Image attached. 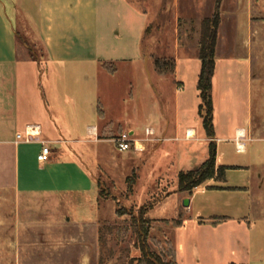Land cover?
I'll use <instances>...</instances> for the list:
<instances>
[{"label": "crops", "instance_id": "crops-1", "mask_svg": "<svg viewBox=\"0 0 264 264\" xmlns=\"http://www.w3.org/2000/svg\"><path fill=\"white\" fill-rule=\"evenodd\" d=\"M262 4L0 0V187L10 183L16 198L10 215L22 218L28 196H67L72 209L96 194L98 206L100 180L93 163L103 173L101 160L94 157L103 147L105 154L125 158L121 172L133 189L134 203L144 205L159 197L147 215L154 224L172 225L178 264H264V63L258 61L264 38ZM217 10L210 136L205 111L200 113L199 38L201 21ZM167 43H172L169 53L163 48ZM21 45L28 56H21ZM156 59L173 60V69L161 71ZM43 70L45 90L38 82ZM136 90L145 100H139ZM74 125L87 135L83 144H91L95 154L85 145L81 151L72 145L80 141ZM124 132L134 143L120 151L115 140ZM19 134L33 139H18ZM43 143L50 146L51 156L41 163ZM211 145L218 166L234 167L227 170L226 181L210 180L192 194L180 191V172L199 169L209 159ZM227 146L245 155L242 163L225 162L230 159L223 152ZM160 150L161 160L143 176L141 163L145 166ZM234 172L244 176L230 184L227 177ZM136 186L148 190L138 195ZM165 187L172 190L158 194ZM172 196L177 198L176 215L171 220L153 217L151 212ZM97 214L74 215L75 221L69 217L63 226L71 231L65 237L72 240L76 224H81L99 239L100 225L107 220ZM178 219L182 224L175 227ZM10 232L19 242L4 246V251H16L20 260L26 248L21 242L24 231L19 225ZM88 262L98 264L94 256Z\"/></svg>", "mask_w": 264, "mask_h": 264}, {"label": "rangeland", "instance_id": "rangeland-1", "mask_svg": "<svg viewBox=\"0 0 264 264\" xmlns=\"http://www.w3.org/2000/svg\"><path fill=\"white\" fill-rule=\"evenodd\" d=\"M219 1L221 3V0ZM259 2L264 5V0H259ZM165 16L166 15H163L162 17ZM21 30L22 29H20V31ZM148 39L149 38L145 40L146 47L149 45L147 44ZM262 40L263 49L261 50V59L258 61L264 63V38H262ZM24 48L25 47L21 45V56H28L27 52H24ZM163 48L169 53L172 50V43L163 45ZM259 62L256 61V64ZM38 77L40 86L45 90V71L43 70ZM142 77L144 80V74ZM41 79H43V81ZM71 83L73 84L74 80H71ZM258 88L261 89L260 87ZM259 89L256 88L255 96V106L257 111L259 110V106H257L260 97L257 91ZM136 91L135 92L139 94V100H145V97L140 94V91ZM262 102L264 106V97L262 98ZM261 111L264 114V108L261 109ZM74 126L76 129L74 136L80 141L73 143L72 145L80 148V151L82 150V145H85V150L91 148L94 152L95 150L92 148L91 144H83L84 142H87V135L84 134L81 129L78 131L79 125ZM105 151L106 150L103 147H98L96 156H94L99 162L101 160L103 173L99 172L97 169L98 166L93 163L94 169H96V177L100 180L101 195L98 199L100 201L98 206L96 204V194H93L88 201L85 200L82 203L74 205L72 209H70L68 204L71 198H68L67 196H55V198H49L46 196H28L25 201V208L23 207L26 212L24 211V213H22V218L18 220L14 214L10 215V211L15 208L14 203L17 202L10 183L5 184L4 188L0 187V264H89L88 260L93 256L96 257V261H98L99 264L100 253L98 251L99 239L97 238V234H94L95 232L93 233L92 228L89 226L76 224L74 232H72L74 233V236L72 240H68L65 237V233L71 231V228L63 226L64 223L69 220L68 218L74 215L80 217L82 214H87L89 212H95V216H97V212H100L103 219L107 220L106 223L108 225L125 227L131 224V218L128 215L118 218L116 215L117 210L125 209L131 211L134 209L135 211H138L140 206H148L150 208L152 205L156 204L159 197L156 199L154 198L153 200L151 199V201L146 202L144 205H141L136 201L135 203L133 202L134 198L130 197V191L133 189L127 187V184H125L123 180L124 176H122L121 172L122 166L125 163V158L121 154H105ZM99 152L103 153V155H101L102 157L99 155ZM223 152L230 156V159L225 162H230L231 160L236 164L242 163L245 157L244 154H237L235 149L230 146L224 147ZM162 154L163 153L160 150L145 162V166L143 165L144 163H141L143 169L141 174L143 176L150 173V166L157 164L161 160L163 156ZM130 165L128 164L127 166ZM145 171L146 173H144ZM243 176L244 174L240 172H234V174H229L227 179L231 184L233 181H242ZM143 182L144 180L142 179L140 184H143ZM140 187L141 186H136L135 188L138 195H141L145 190H148ZM159 190L162 192L159 191L158 194L165 196L167 194L165 191L172 190V187H165ZM138 195H136V200L140 201L141 197ZM176 199V196H172L161 202L162 204L158 205L151 212V215L153 217H164L171 220V218L176 215ZM75 200L78 201V199ZM57 209L59 211L58 214H56ZM19 225H21L22 230L24 231V235L21 237V242L23 243L22 246L25 245L26 247L25 250L22 248L20 260L17 259L18 253L16 251H4V246L19 242V238H17L18 236L16 237L13 232H10L12 229L18 228ZM58 225L61 226L59 227ZM152 226L153 228L147 238V248L157 255L164 254L163 258L165 260H170L169 254H171L172 251V244L167 243V241L169 240L171 243H174V231L172 225L152 223ZM257 236L258 234L254 233V239L257 240ZM107 240L108 258L104 264H128L131 259H139L142 256L141 244H143V242L137 239L133 231H129L125 236H120V234H117L114 237L108 236ZM256 253L257 251L254 250V254ZM156 263L160 264L159 262ZM135 264H137V261H135Z\"/></svg>", "mask_w": 264, "mask_h": 264}, {"label": "trees", "instance_id": "trees-1", "mask_svg": "<svg viewBox=\"0 0 264 264\" xmlns=\"http://www.w3.org/2000/svg\"><path fill=\"white\" fill-rule=\"evenodd\" d=\"M220 1L218 0V4ZM220 22L219 11L217 10L212 17L204 18L201 21L200 26V38H199V57L202 63L201 72L198 80V90L200 92V98L202 100L200 104V113L205 111L204 115V125L207 130L208 135L213 136V76L216 66L215 60V49L217 42V30ZM156 66L161 71L171 70L174 67L173 60H160L156 59ZM234 167L229 166H218L216 160V147L211 145L210 157L209 159L197 170L180 172L178 177L179 189L182 192H187L192 194L193 191L204 185L210 180H215L218 182L226 181V172L228 169ZM216 189H224V187H209ZM149 207L140 206L138 211L132 209L131 211L117 210L116 215L118 218L123 216H130L131 224L129 226L120 227L117 225H108L107 223H102L99 229V264H104L107 256V237H114L117 234L120 236H125L129 231H133L139 241H142L141 251L142 256L139 259H131L128 264H178L175 257V248L173 242L167 241L171 245L170 260H165L164 254H156L147 248V238L153 228V221L148 217ZM169 222V221H165ZM182 220L178 219L173 221L175 227L180 226ZM111 256V255H110ZM162 256V257H161Z\"/></svg>", "mask_w": 264, "mask_h": 264}, {"label": "built area", "instance_id": "built-area-1", "mask_svg": "<svg viewBox=\"0 0 264 264\" xmlns=\"http://www.w3.org/2000/svg\"><path fill=\"white\" fill-rule=\"evenodd\" d=\"M24 138L26 141L30 142L33 139V135H27L22 137L21 134L18 135V139ZM116 145L120 151H127L131 149L132 144L134 143L131 135L128 132L120 134L116 140ZM51 148L48 144L43 143L41 152L38 155V161L44 163L50 159Z\"/></svg>", "mask_w": 264, "mask_h": 264}, {"label": "water", "instance_id": "water-1", "mask_svg": "<svg viewBox=\"0 0 264 264\" xmlns=\"http://www.w3.org/2000/svg\"><path fill=\"white\" fill-rule=\"evenodd\" d=\"M147 61H148V59H147ZM148 73H149V75H150V72L148 71ZM189 203H190V201L188 200V199H185V201H184V206L185 207H188L189 206Z\"/></svg>", "mask_w": 264, "mask_h": 264}]
</instances>
